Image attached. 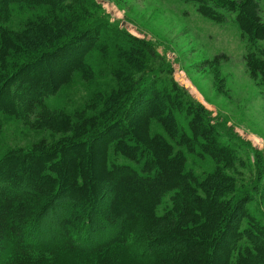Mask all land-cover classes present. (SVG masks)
Returning a JSON list of instances; mask_svg holds the SVG:
<instances>
[{
	"label": "trees",
	"instance_id": "obj_1",
	"mask_svg": "<svg viewBox=\"0 0 264 264\" xmlns=\"http://www.w3.org/2000/svg\"><path fill=\"white\" fill-rule=\"evenodd\" d=\"M183 1L213 21L235 14L264 87L256 0ZM94 6L0 0V117L21 111L55 138L0 156V264H264L261 153L245 178L242 141L161 76L149 41L100 19L79 25ZM15 13L26 21L10 29ZM76 80L87 107L48 104Z\"/></svg>",
	"mask_w": 264,
	"mask_h": 264
},
{
	"label": "rangeland",
	"instance_id": "obj_2",
	"mask_svg": "<svg viewBox=\"0 0 264 264\" xmlns=\"http://www.w3.org/2000/svg\"><path fill=\"white\" fill-rule=\"evenodd\" d=\"M93 1L96 6L79 18V25L90 26L100 19L119 31L149 41L162 58L157 61L162 63L158 71L161 76L173 79L212 119L242 141L238 155L250 167L239 170L248 178L247 170L254 169L251 165L255 151L264 158V87L246 68L244 56L248 41L235 22V14L226 13L218 22L202 16L196 3L183 0ZM256 2L264 23V0ZM17 13L5 26L17 29L24 24L25 18L18 17ZM256 46L264 49V41H258ZM84 87L76 80L61 94L48 99V104L69 113L87 107L91 92ZM18 117H0V156L7 150L27 149L42 139L55 140L48 130L30 128L25 113L20 111ZM116 161L131 164L121 156H117ZM64 209L65 204L60 202L48 215L54 217ZM261 210L264 214V205ZM158 212L161 213V208ZM49 222L46 217L41 227H50ZM51 233L55 236L59 232L49 231Z\"/></svg>",
	"mask_w": 264,
	"mask_h": 264
}]
</instances>
